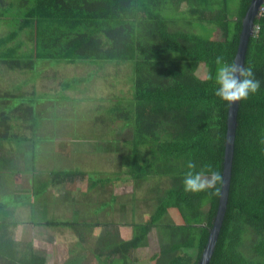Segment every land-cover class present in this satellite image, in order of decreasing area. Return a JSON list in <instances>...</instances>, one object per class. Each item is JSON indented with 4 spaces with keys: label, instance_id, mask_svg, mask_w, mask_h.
Wrapping results in <instances>:
<instances>
[{
    "label": "trees",
    "instance_id": "obj_1",
    "mask_svg": "<svg viewBox=\"0 0 264 264\" xmlns=\"http://www.w3.org/2000/svg\"><path fill=\"white\" fill-rule=\"evenodd\" d=\"M250 1L238 0L235 11L231 0H0V29L5 28L0 32V65L32 74L40 61L84 63L91 66L88 80L95 78L97 67L100 71L107 66L118 68L117 74L127 75L128 81L116 75L114 80L128 83L129 94L100 98L107 107L98 105L102 111L93 122L116 128L126 140L124 154L132 165L123 164L127 172L116 173L110 179L112 186L126 185L124 176L136 188L164 178L162 190L153 195L156 204L148 220L132 223L131 240L108 252L111 264L114 259L125 264L130 250L147 247L152 230L172 209L185 224L177 227L174 246H167L154 259L157 264L199 263L219 197L185 192L183 179L189 160L197 164V170L211 165L223 175L230 105L214 94L215 59L223 56L229 63L234 61ZM186 13L192 19L182 16ZM256 23L261 30L249 41L245 64L252 67L261 87L240 101L228 208L210 264H264V17ZM185 24L190 27L186 29ZM210 28L218 31V39L211 36ZM75 82L63 85L62 98H73L65 91ZM40 96L50 98L48 93L33 91L27 103L0 102V139L7 138L9 127L15 129L17 142L28 138L16 128L35 134L39 102L34 98ZM85 176L57 174V186L71 185ZM12 211L0 206V258L15 262L0 259V264H46L31 243L24 254L20 252L24 243L11 236L3 217L11 218ZM75 224L46 223L52 228ZM194 249L195 256L187 253Z\"/></svg>",
    "mask_w": 264,
    "mask_h": 264
},
{
    "label": "rangeland",
    "instance_id": "obj_2",
    "mask_svg": "<svg viewBox=\"0 0 264 264\" xmlns=\"http://www.w3.org/2000/svg\"><path fill=\"white\" fill-rule=\"evenodd\" d=\"M231 2L233 9L236 11L238 0H231ZM182 16L192 19V14L186 13ZM193 17L196 18L195 16ZM184 27L188 29L190 25L185 24ZM4 30L5 28H2L0 32ZM210 30V33L213 32L211 34L212 37L216 39L220 37L218 31H212V28ZM117 69L107 66L104 71H100L97 67L93 72V77L95 78L88 80L91 66L84 63H63L57 65V63H51L50 61H40L36 65V69L31 72L32 74L20 70L11 71L7 67L0 65V102L12 100L13 106L23 102L27 103L29 102L28 99H32L28 98V95L33 91L35 95L41 91L48 93V97H50L42 98L40 96L39 98H34L35 102H39L36 105L35 118L37 131L34 135L30 133L31 143H28L27 147L24 145L15 147L14 144H11L12 148H10V151H13L11 154L14 155L15 151L17 153L14 158H21L22 160L23 157L20 151L30 150L34 147L35 161L32 164L36 174L39 173V175L47 177L54 173L52 177L47 178H53L60 173H66L70 176L87 175L86 184L89 187L92 186L103 191H107L108 179L111 183L110 193L108 194L110 201L103 203L108 199V196L103 197L97 194L92 197L91 189L83 191L81 193L82 200L90 201L96 198L90 203V206L87 208L83 207L80 210L74 204L72 208L68 209V213L65 212L66 210L59 209L58 213L62 214V216H58L53 208H38L37 204L42 197L35 196L32 201V193L17 192L16 185L14 187L13 182L11 180L8 181L11 178L9 174L8 177L7 174H3V168L0 167V204L5 203L10 207L21 205L20 207L22 208L23 205H27L28 201L31 200L30 206L32 209L28 218L30 221L38 222L57 219L71 222L118 224L122 222L144 223L148 220L151 215L149 211L153 210L156 204L153 195L159 194V191L162 190L160 182L164 177L160 180L154 179L147 184V187H143L139 183L136 188L134 181L126 179L124 176L127 182L126 185L122 183L118 188L113 187L110 179H115L116 173L122 172V170L127 172L125 168L122 169L123 164H129L130 167L132 165V161L124 154L126 140H124V134L118 133L116 128L110 130L100 124L95 126L93 123L98 113L102 111H98V109H101L98 105L107 107L105 103L100 102V98L107 99L112 95L127 96L129 94L130 85L119 80L128 81L127 75L123 72L117 74ZM119 69H122V66ZM97 73L98 75L95 76ZM106 75L109 76L106 77ZM114 75L119 78L117 82L114 80ZM74 79L77 82L73 83L71 89L65 91L73 98H62L63 85L67 81ZM33 80H35L34 83L31 82ZM112 83H115V85H112ZM32 102L34 103V101ZM107 104H109L108 101ZM0 111H2L1 106ZM103 116L107 118V113L105 112ZM95 123L98 122L95 121ZM32 124L33 121H30V125ZM89 125H92V127ZM13 135L15 137V132H13ZM125 135L131 139L129 131H126ZM7 160H9V156L4 155L1 161ZM10 160L14 161L15 159L10 158ZM27 160L28 154L24 151V162L26 163ZM14 163L16 168L18 162L14 161ZM124 179L121 180L124 181ZM5 185H7L6 188L4 187ZM24 187L29 189L30 186L24 184ZM41 188V186L36 184L34 192H40ZM67 189H69L68 186H60L57 187V192ZM113 193H117L120 197L112 198L111 194ZM15 195L26 197V199L20 202ZM74 198L78 200L76 192H74ZM62 199H66L68 202L72 201L69 193H62ZM84 203L83 205H85ZM107 206H109L108 209ZM107 210H109L108 214L102 215ZM178 215L179 212L172 209L161 218L151 232V239L146 244L147 247L143 248L142 254L136 258V264H157L154 254L159 255L163 250H166L167 246H174L179 234L177 227L185 224ZM20 217H23V215L20 214ZM24 217L26 216L24 215ZM46 229L57 231V228L43 226L42 229L38 228L34 233H31L33 231V228H31L28 231L26 230L23 239L27 241V235L28 238L31 235L34 239V245L49 252H52L49 240L53 239L52 246L55 249V257H57L58 262L62 264H68L69 260L75 261L73 264L82 262L80 258H83V247L80 246L79 237L84 236L85 232H66V236L62 238L58 236L57 240V232ZM22 232L23 229L19 227L15 233V239L20 240ZM69 233L72 235L70 239H78V241L66 246V251L69 252L71 250V254H73L70 259L67 256L66 260H62L60 253L65 248L61 243L67 240H64V238ZM20 249V252L24 254L28 247H25V249L20 247ZM187 253L195 256L196 250H188ZM25 258L29 260V257Z\"/></svg>",
    "mask_w": 264,
    "mask_h": 264
},
{
    "label": "crops",
    "instance_id": "obj_3",
    "mask_svg": "<svg viewBox=\"0 0 264 264\" xmlns=\"http://www.w3.org/2000/svg\"><path fill=\"white\" fill-rule=\"evenodd\" d=\"M1 126V125H0ZM9 129L11 131H9V133L7 134V138L5 139H0V167L3 168V174H8L11 177L10 179H8L6 177V179L11 180V182H13V186L15 187L16 185V191L19 193H32V201L34 200L35 196L38 197H42L40 199V201L38 202L37 206L38 208H46V207H50V209H55V212L58 216H62V214H59L58 211L59 209H62L63 211L66 210L65 212L68 213V209L72 208L75 204V206L77 208H79L80 210L83 209V207H89L90 203L93 202L96 198H93L90 201H86V200H82V196L81 193L83 191H87V190H92V197H94L95 195H99V196H108V199H106L103 203L110 201L109 198V193H110V181L108 179V185H107V191H103L94 187H89V185L86 184V178L87 175L85 177H78L75 178L73 184L71 185H67L69 187V189L65 190V191H58L57 192V176L53 177V178H47V177H52L54 173L50 174L47 177H43L41 175L36 174L35 172V168L32 164V162L35 161V152L33 150L34 147H32L30 150H21V154H22V160L21 158L17 159L14 158L15 154L12 155L11 153H13V151H10V148H12L11 144H14L15 147H17L18 145H24L27 147L28 143H31V139H30V130L22 127V128H16V129H21L22 135L26 136L28 140L25 141H19L17 142L16 136L14 137L13 132H12V128L9 127ZM37 130V129H36ZM16 138V139H15ZM24 151L28 154V160L25 163L24 162ZM4 155L9 156V160L7 161H1L4 158ZM10 158L15 159V162H18L15 168V163L14 161H11ZM31 163V166H30ZM32 168V169H31ZM8 171V172H7ZM11 172V173H10ZM30 176V177H29ZM24 184H28L30 187L29 189H27L26 187H24ZM38 184L39 186H41V190L38 193L34 192V186ZM5 188L7 187V185L4 186ZM74 192H76V195L78 197V200H76L74 198ZM62 193H69L70 197L72 198L70 202H68L66 199L63 200L62 199ZM16 196V195H15ZM16 198H18L20 200V202H23L26 197H20V196H16ZM102 200V198H101ZM31 200L28 201L27 205H23L22 208L20 207L21 205H16V207H10L5 203H1V205H6L8 206L10 209H12L13 211V215L11 218L8 217V214L3 216L4 217V221H6L10 227H9V232L11 233V236L13 238H15V233L17 232L18 228L21 227L23 229V232L21 234V238L20 240L24 243V249L26 247V245L28 243L32 244V248L35 252L44 255L46 264H62L60 262H58L57 257H55V249L52 246V242L53 239H50V246L52 247V252H49L48 250H44L41 249V247H38L37 245H34V239L33 236L27 235V241H25L23 239V235L26 232V230H30L31 228H33V231L31 233H34L36 231V229H42L43 226L45 227H49L46 225L47 222L50 221H62V220H57V219H52V220H48V221H43V222H38V221H30L28 216L30 214V210L32 209L30 204ZM83 202H85L83 205ZM110 203V202H109ZM111 204V203H110ZM111 206V205H110ZM109 208V206H107V209ZM109 210H107L106 212L102 213L108 214ZM20 214L23 215V217H20ZM24 215L26 217H24ZM71 222V221H70ZM76 224L71 226V227H56L57 231L55 230H51V229H46V230H50V231H55L57 232V240H58V236H60V238H62L63 236H66V232H85L84 236L79 237V243L80 246H82V256L83 258H80L82 260V262H80L79 264H111L112 262L108 259V252H110L111 250H116L117 247L123 243V242H129L134 234V227L132 223H128V222H122V223H118V224H108L105 222H75ZM17 224V225H15ZM35 228V229H34ZM52 228V227H50ZM54 228V227H53ZM72 237V235L69 233L67 235V237L64 238V240L66 241H62V245L65 248L64 250L61 251V259L62 260H66L67 256L69 257V259L71 258L72 254H71V250H69V252L66 251V246L69 244H73V243H77L78 239H70ZM111 241H117V243L115 244H110ZM143 252V248H139V249H132L130 250L129 254L127 255V259L125 261V264H136L137 260L136 258L139 257V255H141ZM155 255V254H154ZM60 258V257H59ZM3 262H9V259H2L0 258ZM56 259V260H55ZM74 259V257H73ZM17 261H19L17 259ZM10 262H15V261H10ZM9 262V263H10ZM75 261H71L69 260L68 264H73ZM117 263H122L121 260L119 259H114L113 264H117ZM63 264H67V263H63Z\"/></svg>",
    "mask_w": 264,
    "mask_h": 264
},
{
    "label": "clouds",
    "instance_id": "obj_4",
    "mask_svg": "<svg viewBox=\"0 0 264 264\" xmlns=\"http://www.w3.org/2000/svg\"><path fill=\"white\" fill-rule=\"evenodd\" d=\"M257 20H259L258 16ZM215 63L217 65L215 75L217 88L214 94L221 100L229 105H235L242 100H247L250 95H254L259 91L261 84L255 78L251 66L241 63L239 60L229 63L223 56L216 57ZM186 167L188 171L183 179L185 192H208L209 197H222V187L226 182L225 177L219 171L214 170L211 165H205L197 170V164L192 160L188 161Z\"/></svg>",
    "mask_w": 264,
    "mask_h": 264
},
{
    "label": "water",
    "instance_id": "obj_5",
    "mask_svg": "<svg viewBox=\"0 0 264 264\" xmlns=\"http://www.w3.org/2000/svg\"><path fill=\"white\" fill-rule=\"evenodd\" d=\"M264 0H251L247 12L242 19V30L239 37V45L234 61L239 60L245 64L248 52L249 41L253 34L254 25ZM240 102L229 106L227 119V137L225 144V155L223 162V177L225 184L222 187V197H219V205L214 218L213 226L210 229L207 245L202 253L198 264H210L216 245L220 236V231L225 220L228 201L233 176V166L235 157L236 131L238 128V113Z\"/></svg>",
    "mask_w": 264,
    "mask_h": 264
},
{
    "label": "built area",
    "instance_id": "obj_6",
    "mask_svg": "<svg viewBox=\"0 0 264 264\" xmlns=\"http://www.w3.org/2000/svg\"><path fill=\"white\" fill-rule=\"evenodd\" d=\"M261 17H264V3L259 11V14H258V19H260ZM261 30V27L259 24H256L254 26V29H253V36H258L259 32Z\"/></svg>",
    "mask_w": 264,
    "mask_h": 264
}]
</instances>
